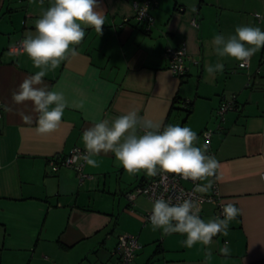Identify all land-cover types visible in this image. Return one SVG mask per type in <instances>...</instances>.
Returning <instances> with one entry per match:
<instances>
[{"label":"crops","instance_id":"1","mask_svg":"<svg viewBox=\"0 0 264 264\" xmlns=\"http://www.w3.org/2000/svg\"><path fill=\"white\" fill-rule=\"evenodd\" d=\"M134 1L143 0H98L102 35L87 28L78 55L47 71L44 84L63 92L68 106L60 127L40 136L32 102L12 100L23 79L40 69L12 49L35 34V21L51 0H0V264H117V239L125 233L137 235L140 245L131 264H264V47L245 69L218 57L212 43L215 35L235 34L237 26L264 31V0H155L147 30L131 18ZM183 43L187 72L178 76L163 51ZM216 63L223 71L209 73L207 66ZM232 95L237 109L221 122L217 108ZM132 109L163 125L191 128L198 147L205 145L202 132H211L210 150L219 162L212 179L224 205L241 210L227 236L187 248L180 243L185 236L153 231L144 220L152 203L143 195L128 199L150 177L130 176L113 153L94 157L98 167L85 164L90 177L82 181L71 168L52 171L50 158L84 149L81 137L93 121L111 122ZM21 113L33 122L25 123ZM200 207L205 222L216 217L214 203ZM225 247L228 256L220 252Z\"/></svg>","mask_w":264,"mask_h":264},{"label":"clouds","instance_id":"2","mask_svg":"<svg viewBox=\"0 0 264 264\" xmlns=\"http://www.w3.org/2000/svg\"><path fill=\"white\" fill-rule=\"evenodd\" d=\"M43 3V0H40ZM99 9L98 0H51L50 6L35 21V34L26 35L14 51L24 53L35 68L34 75L27 76L12 93L16 104L31 101L38 114L35 131L40 136L55 132L61 125L68 101L61 91H52L44 84L48 70H55L69 57L78 55L77 47L85 37V30L93 28L102 35L105 16ZM146 10V9H145ZM218 57H230L244 67L251 57L264 47V31L259 27L244 25L235 28V34L225 38L215 35L212 41ZM223 63L207 66L209 73L222 72ZM43 85V86H41ZM82 108V104L73 105ZM10 111L8 106H3ZM25 123L32 117L23 115ZM84 154L73 157L70 162L82 160L93 168L99 166L94 158L100 154L113 153L115 159L130 176L144 172L147 177L161 176L166 181L168 174L184 180L197 181L196 191L208 192L213 187V177L219 168L215 156L207 154V145L196 146L197 134L189 127L179 124L163 125L162 122L142 117L132 109L109 122L107 119L93 121L81 137ZM200 204L191 198L156 199L149 220L153 231L162 230L164 235L174 233L185 236L180 243L192 248L197 243L209 246L218 234L228 235L230 223L241 210L232 203L222 206L221 215L207 222L201 219ZM228 256L230 250L220 249ZM211 259V252L206 255Z\"/></svg>","mask_w":264,"mask_h":264},{"label":"built area","instance_id":"3","mask_svg":"<svg viewBox=\"0 0 264 264\" xmlns=\"http://www.w3.org/2000/svg\"><path fill=\"white\" fill-rule=\"evenodd\" d=\"M155 0H143L141 2L134 1L132 3V19H134L138 24H143L145 30L150 29L154 23V16L149 12V8H152ZM146 9V10H145ZM258 22H261L262 16L260 14H255ZM127 20V19H125ZM193 25H197L195 18L191 19ZM19 48V43L13 47V51ZM15 52V51H14ZM163 57L167 62L168 69L178 76H183L187 72L186 58L187 51L186 47L181 44L178 47H165L163 51ZM238 66L240 68H248L249 62L241 67V62ZM1 106V104H0ZM237 109L236 96L232 95L230 99L221 102L217 108V115L222 122L224 120V115L230 111ZM1 116V108H0ZM202 136L207 145V154L214 155L213 151L210 150V131H203ZM84 149L81 147H73L67 154L60 156L58 158H50L48 164L50 165L52 171H58L60 168H71L77 175L80 181L89 178L90 176L84 172L85 163L79 160L75 163L72 161L73 157L78 155H83ZM261 179L264 182V171L260 173ZM188 183L189 185H185ZM201 184V181L193 182L190 179L184 180L175 174H168L165 182H161V176L150 177L144 183L136 186L132 192L128 194V199L132 201L137 195H143L146 197L153 205V202L163 197L164 199H172L173 203L178 202L179 198H191L199 204L203 202H211L215 204V216H220L222 212V206L224 203L220 198L219 188L215 179H213V187L207 193L196 191V184ZM152 208L144 214V220L150 222L149 217L151 215ZM201 219L202 214L199 213ZM151 223V222H150ZM140 245L138 242V237L135 234H121L118 236L117 244L115 247V254L117 256V264H131L136 256V253Z\"/></svg>","mask_w":264,"mask_h":264},{"label":"trees","instance_id":"4","mask_svg":"<svg viewBox=\"0 0 264 264\" xmlns=\"http://www.w3.org/2000/svg\"><path fill=\"white\" fill-rule=\"evenodd\" d=\"M185 107H187V109H188L187 111H189V110H190V105H189V107H188V105H187V106H185Z\"/></svg>","mask_w":264,"mask_h":264},{"label":"rangeland","instance_id":"5","mask_svg":"<svg viewBox=\"0 0 264 264\" xmlns=\"http://www.w3.org/2000/svg\"><path fill=\"white\" fill-rule=\"evenodd\" d=\"M204 139V138H203Z\"/></svg>","mask_w":264,"mask_h":264}]
</instances>
